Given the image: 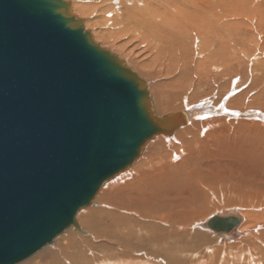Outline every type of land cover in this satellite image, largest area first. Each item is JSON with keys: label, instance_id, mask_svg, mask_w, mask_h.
<instances>
[{"label": "water", "instance_id": "95a60500", "mask_svg": "<svg viewBox=\"0 0 264 264\" xmlns=\"http://www.w3.org/2000/svg\"><path fill=\"white\" fill-rule=\"evenodd\" d=\"M71 0H0V264L53 244L144 144L184 112L154 111L149 83L94 40ZM239 217L214 214L229 231Z\"/></svg>", "mask_w": 264, "mask_h": 264}, {"label": "bare ground", "instance_id": "6f19581e", "mask_svg": "<svg viewBox=\"0 0 264 264\" xmlns=\"http://www.w3.org/2000/svg\"><path fill=\"white\" fill-rule=\"evenodd\" d=\"M71 1L73 12L84 19V27L91 29L94 40L125 58L147 79L156 114H186V119L173 132L159 133L149 139L135 163L109 179L93 198L92 205L97 204L101 193L106 194L128 177L140 180L168 168L170 158L176 160L187 150L193 152L197 141L220 147L222 159L225 152L221 151L225 148H229L228 152L233 148V151L237 149L246 154L245 150L254 137L260 138L264 145V111H261L264 109V0ZM246 58L248 62L244 64ZM249 64H252L251 70ZM239 78L241 81L236 89L244 86L245 91L232 96L228 91ZM245 105H258L261 109H245ZM170 151H173L171 155ZM88 207L81 210L89 212ZM202 210L203 205L198 202L195 211ZM255 212L253 209L240 210L246 224L234 209L214 213L221 217L240 218V222L229 231L215 230L207 224L210 216L197 220L195 226L215 232L221 238L235 239L232 242L223 239L224 246L229 248L233 242H241L243 237L254 233L256 229L252 222L261 217ZM107 215L104 211L96 217L95 214H86L84 222L93 229L102 224ZM70 228L65 230L67 245L72 233ZM93 231L96 236H101ZM200 233L207 236L205 231ZM256 240L264 244L261 237ZM247 244L251 245L249 249L258 247L256 242ZM163 248L155 247L154 250L162 251ZM205 248L210 255L217 254L211 245ZM243 249L248 254L244 259L257 264L259 259L254 258L253 252ZM44 250L47 253L49 249ZM36 257L23 264H34ZM177 260L178 254L177 257L167 254L163 263L176 264ZM132 263L130 260L110 259L95 264Z\"/></svg>", "mask_w": 264, "mask_h": 264}, {"label": "rangeland", "instance_id": "374dc122", "mask_svg": "<svg viewBox=\"0 0 264 264\" xmlns=\"http://www.w3.org/2000/svg\"><path fill=\"white\" fill-rule=\"evenodd\" d=\"M232 40L236 41L235 36ZM247 62L248 58L244 64ZM249 65L251 70L252 64ZM240 81L236 79L229 94L245 91L244 86L236 89ZM244 108L259 107L245 105ZM260 140L251 139L244 155L240 150L232 148L228 152L229 148H225L221 151L225 152L224 159L220 156V147L197 141L193 152L187 150L176 160L170 158L168 168L140 180L128 177L106 194L101 193L97 204L87 208L89 212L81 210L77 214L83 233L71 226L68 245L64 231L53 244L46 245L28 260L38 256L34 264H95L110 259L135 262L132 264H141L140 261L160 264L165 262L167 254L176 257L178 254L176 264H251L244 259L248 254L242 250L246 248L259 259L257 264H264V244L256 240L264 239V145ZM172 153L170 151V155ZM198 202L203 210L196 212ZM228 209L240 214L245 224L247 220L240 210L253 209L261 216L252 222L254 233L243 237L241 242H233L229 248L223 241L235 239L221 238L215 232L195 226L197 220ZM103 211L108 217H103L102 224L88 228L85 215L95 214L96 217ZM93 230L101 236H96ZM250 241L258 243V247L249 249ZM209 245L217 250V254L211 253L213 257L205 248ZM163 246L162 251L154 250ZM45 248L51 252L46 253Z\"/></svg>", "mask_w": 264, "mask_h": 264}]
</instances>
